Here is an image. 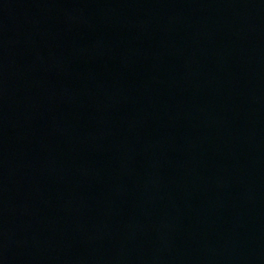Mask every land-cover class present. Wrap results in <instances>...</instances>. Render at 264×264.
Masks as SVG:
<instances>
[{
	"label": "water",
	"instance_id": "1",
	"mask_svg": "<svg viewBox=\"0 0 264 264\" xmlns=\"http://www.w3.org/2000/svg\"><path fill=\"white\" fill-rule=\"evenodd\" d=\"M264 43V0H251Z\"/></svg>",
	"mask_w": 264,
	"mask_h": 264
}]
</instances>
